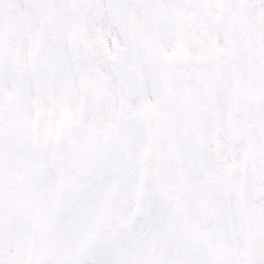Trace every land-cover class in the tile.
<instances>
[{"label":"snow or ice","instance_id":"6c2138e0","mask_svg":"<svg viewBox=\"0 0 264 264\" xmlns=\"http://www.w3.org/2000/svg\"><path fill=\"white\" fill-rule=\"evenodd\" d=\"M0 264H264V0H0Z\"/></svg>","mask_w":264,"mask_h":264}]
</instances>
